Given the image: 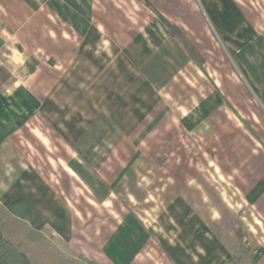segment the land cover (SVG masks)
<instances>
[{"label": "crops", "instance_id": "obj_1", "mask_svg": "<svg viewBox=\"0 0 264 264\" xmlns=\"http://www.w3.org/2000/svg\"><path fill=\"white\" fill-rule=\"evenodd\" d=\"M0 209L31 264H264V0H0Z\"/></svg>", "mask_w": 264, "mask_h": 264}, {"label": "rangeland", "instance_id": "obj_2", "mask_svg": "<svg viewBox=\"0 0 264 264\" xmlns=\"http://www.w3.org/2000/svg\"><path fill=\"white\" fill-rule=\"evenodd\" d=\"M172 106L173 108L175 107L178 109L177 105H172ZM104 120L105 119H103V122ZM183 134L186 136L185 139L188 140L186 144L188 146V149L190 148L191 151H194L196 147L195 146L196 135H193L191 133L190 134L183 133ZM164 157L165 156H163V159ZM0 218L3 219V222L0 226L2 234L7 238L11 239L12 241H14L17 246L21 244L23 246L22 248L24 250H27L33 262H36V260H42V259L46 260L50 258L49 256L52 253V244L50 245L49 241L51 237H49V240L44 239V237H47L46 233H43V237H42L40 234L36 233V231L30 230L28 227L24 228L20 223L10 220V218L7 217V215L3 213L1 209H0ZM39 239H41V241L39 247H37L36 243L39 242ZM38 264H45V263L39 261Z\"/></svg>", "mask_w": 264, "mask_h": 264}, {"label": "trees", "instance_id": "obj_3", "mask_svg": "<svg viewBox=\"0 0 264 264\" xmlns=\"http://www.w3.org/2000/svg\"><path fill=\"white\" fill-rule=\"evenodd\" d=\"M170 34L177 38L183 47L188 51L190 56L199 66H203V60L194 46L179 31L177 27L171 24L163 16L159 15ZM0 264H31L27 256L20 251L10 240H8L0 231Z\"/></svg>", "mask_w": 264, "mask_h": 264}]
</instances>
